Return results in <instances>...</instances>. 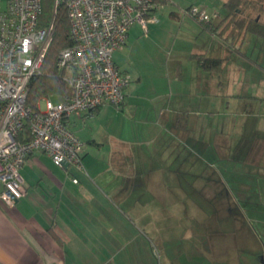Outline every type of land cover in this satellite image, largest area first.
<instances>
[{
    "label": "crops",
    "instance_id": "obj_1",
    "mask_svg": "<svg viewBox=\"0 0 264 264\" xmlns=\"http://www.w3.org/2000/svg\"><path fill=\"white\" fill-rule=\"evenodd\" d=\"M159 1L158 20L145 29L132 24L112 54L130 78L121 107L105 103L69 118L85 144V173L36 151L20 169L24 195L13 206L0 199V264H111L121 240H144L128 231L132 223L166 237L181 228L183 243L207 247L182 253L183 264H219L227 257L214 243L249 251L234 191L249 203L264 195V36L244 32L234 50L218 33L225 0ZM192 5L209 21L187 14ZM198 55L221 59V70L203 69ZM141 187L153 196L161 189L164 198H201L212 210L204 213L197 200L187 209L185 199L175 200L178 209L171 201L159 209L127 205ZM192 213L194 236L181 222Z\"/></svg>",
    "mask_w": 264,
    "mask_h": 264
},
{
    "label": "built area",
    "instance_id": "obj_2",
    "mask_svg": "<svg viewBox=\"0 0 264 264\" xmlns=\"http://www.w3.org/2000/svg\"><path fill=\"white\" fill-rule=\"evenodd\" d=\"M0 5V199L13 206L25 192L20 169L36 151L65 170L85 173V144L71 129L69 118L105 103L121 107L130 78L116 67L112 54L125 43L132 24L145 29L148 22L158 20L155 12L162 3L53 0V8H66L69 21V45L57 56L69 92L56 102L52 95L43 96L34 106L26 103L28 83L40 72L53 23L40 24L42 0H0ZM186 13L209 21L198 6L188 7Z\"/></svg>",
    "mask_w": 264,
    "mask_h": 264
},
{
    "label": "rangeland",
    "instance_id": "obj_3",
    "mask_svg": "<svg viewBox=\"0 0 264 264\" xmlns=\"http://www.w3.org/2000/svg\"><path fill=\"white\" fill-rule=\"evenodd\" d=\"M52 101L56 102L57 100L56 98H52ZM40 107L41 109H44L43 101H40ZM142 150L147 153L146 146H143ZM70 171L75 170L70 169ZM147 189L148 188H146V190ZM148 191L149 190L143 191V188L141 187L139 189L140 194L136 190L134 192V196L132 198H128L126 204L128 205L130 200H139V204H141L140 208L147 209L149 207H155L159 209L163 208V206H167V202L171 201L172 208L175 207L178 209V207H182V205H184L185 208L189 209L193 206V203H195V206L197 203V206H200L204 211H206L204 213H209L208 211L212 210L211 204L206 203L201 198H176V195L172 198H164L163 196H161V189H156L154 196L151 195V193H148ZM234 193L235 205L237 207L236 210L237 212H239V214H241V218H239L240 220L238 221H242L241 223L245 226H243L245 231L247 230V228L250 231V234L248 233L250 249L249 251L239 249L231 250V248H229V246L226 244L214 243L216 239L211 240L214 243L213 247L216 249V252L219 253V255L221 254L226 256L227 258L225 259H228L230 264H237L239 258L242 264H264V195H262L261 193V196L254 198L253 202L251 201L249 203L248 201H243L244 198L238 197L235 191ZM176 199L185 200H183L184 203H182L181 205L175 203ZM200 200H202V203L200 202ZM146 202L149 203L148 207L146 206ZM142 203H144L145 205H142ZM120 207L122 209H125L124 204H120ZM123 211L126 212V210ZM237 212L236 214H238ZM127 215H129V212L127 213ZM180 215L181 213L176 211L174 213V216H172L171 218L172 220H175L174 218H177ZM191 215V218H185L181 221L184 222V225L187 226V229L186 227L184 228V226L183 229H185L188 234L192 233L191 231L194 229L191 222L192 218L195 216H193V213ZM205 215L208 217L212 216L211 214ZM184 216H190L189 212L185 211ZM123 217L128 220V217H126L124 213ZM131 219L134 220V218ZM218 223H221L220 220ZM139 225H135L132 223V228H129L128 231H138L140 235L139 238H143L145 241L140 240L138 244H136V240H121V243L117 244V248L120 246L121 248H124V250L121 252L120 256L117 255L113 260H111V264H183V262L179 259V256L182 253H188L189 250L191 251V253H193L194 251H198V249H201V247H203V250H206L207 248L205 245L199 246L197 244H194V240L190 242L189 238L187 239V241H184V243L187 242L188 244H184L182 241V233L184 234V231L181 228H177L176 230L171 232L168 237H166V235L163 234V230L161 229L151 230L139 227ZM140 226H142V224ZM218 226L224 227L222 224H218ZM123 232L125 233L127 232V230H123ZM185 256H187V254ZM110 258H112L111 254H108L104 261ZM224 260H219V264H223ZM197 263L200 262H193L189 260L186 264Z\"/></svg>",
    "mask_w": 264,
    "mask_h": 264
},
{
    "label": "trees",
    "instance_id": "obj_4",
    "mask_svg": "<svg viewBox=\"0 0 264 264\" xmlns=\"http://www.w3.org/2000/svg\"><path fill=\"white\" fill-rule=\"evenodd\" d=\"M52 4L53 0H42L40 24L52 22L54 31L40 72L28 83L26 103L30 106H34L43 96L52 95L57 100L59 95L69 92V87L62 80L57 65L58 53L69 45V21L66 8L64 6L53 8ZM224 8L227 12L223 19L225 26L218 33L224 35L231 48L237 50L244 32L264 36V0H225ZM196 60L203 69L212 71L221 70L223 63L221 59L203 55L196 56Z\"/></svg>",
    "mask_w": 264,
    "mask_h": 264
}]
</instances>
